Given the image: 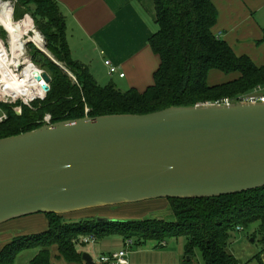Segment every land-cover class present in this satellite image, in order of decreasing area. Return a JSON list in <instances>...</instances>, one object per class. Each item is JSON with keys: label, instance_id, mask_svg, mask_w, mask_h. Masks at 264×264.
<instances>
[{"label": "trees", "instance_id": "1", "mask_svg": "<svg viewBox=\"0 0 264 264\" xmlns=\"http://www.w3.org/2000/svg\"><path fill=\"white\" fill-rule=\"evenodd\" d=\"M16 2L27 10L33 6L34 23L46 40V49L72 73L75 81L29 43L32 62L50 77L49 90L43 99L33 100L29 105L20 102V114L12 104L0 102L6 114L0 122V138L43 125L46 114L50 115L51 123L84 116L145 114L170 106H191L223 98L235 100L264 83V64L257 65L248 55L236 54L225 40L213 33L218 16L213 0H154L157 29L149 45L158 56L159 65L153 73V83L142 91L135 88L121 91L112 83L102 86L87 67L72 59L64 18L55 0ZM211 70L231 77L209 84ZM167 201L172 220L65 218L37 213L46 218V228L11 237L0 248V264H15L19 253L29 248H37L38 252L28 264H51L52 249L66 262L84 263L83 251L79 250L85 244L82 239L98 240L111 234L120 236L124 243L131 240L129 246L134 248L149 240L158 244L169 236L182 237L184 259L187 255L192 258L198 250L204 264H240L228 250L231 233L253 222L258 223L262 246L252 258L263 264L264 187L217 197L167 198Z\"/></svg>", "mask_w": 264, "mask_h": 264}, {"label": "water", "instance_id": "2", "mask_svg": "<svg viewBox=\"0 0 264 264\" xmlns=\"http://www.w3.org/2000/svg\"><path fill=\"white\" fill-rule=\"evenodd\" d=\"M36 79L43 80L41 87L47 92V72L41 71ZM261 187L264 103L260 102L84 116L0 138V225L37 213L66 215ZM81 258L95 264L88 252ZM190 260L187 255L182 264H191Z\"/></svg>", "mask_w": 264, "mask_h": 264}, {"label": "crops", "instance_id": "3", "mask_svg": "<svg viewBox=\"0 0 264 264\" xmlns=\"http://www.w3.org/2000/svg\"><path fill=\"white\" fill-rule=\"evenodd\" d=\"M55 1L64 18L65 38L72 59L82 63L92 75V71H96L97 67L102 65V62L104 65V60L108 59L117 66L118 72L124 73L123 77L116 73L117 80L122 81L128 89L142 91L153 83V73L159 65V58L149 45V39L157 29L154 0ZM213 4L218 10L213 33L229 45L232 43L234 48L231 47L236 54L237 50L245 52L243 47L238 46L239 44H233L238 39L241 38L245 43L251 44L253 39H261L264 35V24L258 20V14L260 17V12L264 11V0H213ZM241 54L244 53L238 55ZM249 57L257 65L264 64L255 60L252 55ZM97 74L98 72L97 77L93 75L95 80L99 84L104 83L105 80L102 77L98 78ZM41 217L43 223L41 222L42 225L38 228L19 227L18 230L16 229L18 226L14 227L11 224L1 229L0 239L5 237L4 241L0 240L1 247L14 235L44 230L47 221L43 215ZM105 238L98 240L104 243L107 242L104 241ZM178 240L175 250L165 248L164 241V244L159 242L151 249L135 248V251L127 252L125 264H182L185 240L182 237H178ZM122 242L124 244L123 240ZM37 252L38 249L33 248L31 258ZM142 253L145 255L138 258ZM52 254L54 259L58 260L57 264H84L66 262L58 258L56 249L51 250ZM262 257L264 258V255ZM31 258L24 259L23 264H28Z\"/></svg>", "mask_w": 264, "mask_h": 264}, {"label": "rangeland", "instance_id": "4", "mask_svg": "<svg viewBox=\"0 0 264 264\" xmlns=\"http://www.w3.org/2000/svg\"><path fill=\"white\" fill-rule=\"evenodd\" d=\"M8 2L11 4L13 8L12 9L13 10L12 12L13 20L19 21V23H16L14 21L16 25H19L26 16L27 17L29 16L32 19V24L34 26V29L40 33V31L36 28V25L34 23V17L32 15L33 6L30 5V9L27 10L25 6H23L21 3L18 4L16 0H8ZM259 19L264 24V11L260 12V17L258 14V20ZM40 34L44 41L45 53L49 55L51 58H53L50 52L46 49V40L44 36L42 35V33ZM30 35H31V32H29V35H25L23 39L20 40L18 43L19 49L16 50L15 52L20 58H23L25 56L31 60V51L33 50L31 46L29 45V43H31V45H33L40 53L44 54L41 51L42 49L37 47L34 43L30 41L25 42L29 40ZM0 37L6 43V46H7L8 45V33L1 26H0ZM263 38H264V35L261 37V39H253L252 42H250L251 44L245 43L244 42L245 40L240 38L233 44L234 45L239 44L238 46L243 47L244 51L246 52V53L239 52L240 50H237L238 51L237 54L244 53L249 56L252 55L254 56L255 60L259 62H264V39ZM230 46L233 47L232 43ZM24 49L25 51L23 54ZM33 64L36 65L35 63ZM101 64L102 65L97 67L98 71L97 70L92 71L93 75L96 76V73L98 72L97 74L99 76L98 78L102 77L103 80H105L103 81L104 83H100V84L102 86H105V85H108L109 83H112L121 91H126L128 88L124 84H122V81L117 80L118 79L117 74L115 73L113 75H109L108 67L104 64L106 66L105 67L103 65V62ZM60 65L65 67L63 64H60ZM37 67L45 71L44 69H42V67L40 66H37ZM70 74L71 76L69 75L68 76L73 81H75V77L72 75V73ZM230 77H231L230 75H226L218 70H211L208 74L207 81L209 84H217V83L230 79ZM22 100L23 99L19 98L18 101L15 102V103L19 102L18 104L12 103L14 107L13 109L15 110L17 108L18 114H20L22 110L20 102L24 103L23 101H27L26 98L25 100L23 101ZM30 103L31 102H29L26 105H29ZM47 115L48 114H46L43 117V120ZM64 216L65 218L66 217L92 218V217L97 216V217H107V218H110L111 220H114V219H117V220L144 219V218H157V219H164V220H172V213H171V210H170V207H169V204L166 198H158V199H151V200H145V201L134 202V203H123V204H118L114 206H105V207H100V208L87 209V210L75 212L73 214H66ZM41 222L43 223V220L40 214L24 216V217L16 218V219H13V220H10L8 222L1 224L0 230L9 227V225L11 224L14 225V227L18 226V228H16L18 230L22 227H31V226L33 228H38L39 225H42ZM3 237L0 240L4 241L5 237L4 238ZM104 241H107V242L102 243L101 240H97V241L90 240L88 243H85L83 246L79 247V249L82 250L83 252H88L92 256L95 264H103L100 262V257L102 255H110L112 252H116L119 250H125L128 253L135 251L134 247L127 246L125 243L123 244L121 237L118 236L117 234H111L110 236H107ZM164 242H166L165 248H167L168 250H172V249L175 250L177 249L179 240L178 238L169 236L164 239ZM156 244H157L156 241L149 240L145 243V245L141 247H143V249H151V248H154ZM261 246L262 245L260 241V235L258 232V223L253 222V223L248 224L245 227H241V229H236L235 231L231 233L230 244L228 245V250L238 259L240 264H262L258 262L256 259L252 258L253 256L259 253V251L261 250ZM32 252H33V248H29V249L21 251L15 260V264H23V262H25L24 259L28 260L29 258H31L30 254ZM142 255L144 256L145 254L142 253L141 255L138 256V258H140ZM145 259L146 258H144V260ZM261 260L264 264V258L262 256H261ZM57 261L58 260L54 259L53 254H52L51 264H57L58 263ZM190 263L191 264H204L202 257L200 255V252L198 250H195V255L191 258ZM84 264L86 263L84 262Z\"/></svg>", "mask_w": 264, "mask_h": 264}, {"label": "bare ground", "instance_id": "5", "mask_svg": "<svg viewBox=\"0 0 264 264\" xmlns=\"http://www.w3.org/2000/svg\"><path fill=\"white\" fill-rule=\"evenodd\" d=\"M12 6L5 0H0V26L8 33L9 50L0 40V98L10 95L13 98H20L28 102L35 98L43 97L44 90L41 87L42 79H36L41 69L35 66L28 57L20 58L16 54L19 49V41L25 35L37 47L45 51L44 41L41 34L34 29L32 19L26 16L19 25L14 23L12 17ZM21 67L20 73L14 72V67Z\"/></svg>", "mask_w": 264, "mask_h": 264}, {"label": "built area", "instance_id": "6", "mask_svg": "<svg viewBox=\"0 0 264 264\" xmlns=\"http://www.w3.org/2000/svg\"><path fill=\"white\" fill-rule=\"evenodd\" d=\"M0 40L2 41V44L6 47V49L9 50V48H10L9 43L6 46V43L1 39V37H0ZM29 41L30 40L25 41V42H29ZM24 51H25V49L23 50V54H24ZM104 64L108 67L109 75H113V74L117 73L119 77H123L124 76V73L118 72L117 66L111 64V62L109 60H107V59L104 60ZM14 69H15L14 70L15 73H20L21 67L16 66V67H14ZM41 71H43V70H41ZM254 93H261V95L260 96H248V95H252ZM45 94H46V92H44V96L43 97L35 98V100L36 99H43L45 97ZM18 99L19 98H13L10 95H4L3 97L0 98V102L1 103L12 104V103H15L16 101H18ZM23 102L25 104L29 103L27 101H23ZM235 102H246V103H257V102H260V103H264V83L258 85L254 89V91H252V92H250L248 94H245V95H241V96L237 97L235 100H232L230 98H223L221 100H218V101H215V102H208V103H212V104H230V103H235ZM15 111H17V108L15 109ZM5 118H6V114L0 108V122L3 119H5ZM43 122H44V124L51 123L50 122V116L47 115L44 118ZM237 229H241V228L238 227ZM90 240H93L92 237H84L82 239V242L88 243ZM125 244L127 246H129L131 244V240L126 241ZM162 244H164V242ZM126 256H127V251L119 250V251H116V252H112L110 255H102L100 257V262L103 263V264H125L126 263Z\"/></svg>", "mask_w": 264, "mask_h": 264}]
</instances>
